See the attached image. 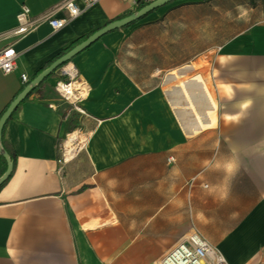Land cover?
<instances>
[{
    "label": "crops",
    "instance_id": "1",
    "mask_svg": "<svg viewBox=\"0 0 264 264\" xmlns=\"http://www.w3.org/2000/svg\"><path fill=\"white\" fill-rule=\"evenodd\" d=\"M64 1L0 0V48L14 44L18 52L14 71L0 69V117L29 83L23 73L32 80L79 38L141 2L99 0L55 30L49 20L68 14ZM223 1L178 5L169 14L183 13L185 24H159L160 8L134 23L149 31L144 55L121 54L133 34L129 26L79 53L72 61L90 86L86 114L60 98L56 71L30 92L3 130L16 163L0 189V264H159L194 230L223 252V264H264V176L255 172L258 162L235 151L234 136L221 130L234 126L229 117L239 112L188 133L184 102L174 104L159 81L175 72L210 76L208 67L197 68L207 51L229 57L257 43L264 48V0L258 2L259 20L219 46L197 51L171 39L175 28L186 38L203 34L197 23L210 24L213 15L206 9ZM24 4L33 24L17 35ZM259 86L264 91V83ZM260 90L263 97L253 107L264 112ZM77 127L92 133L89 144L60 172L57 142Z\"/></svg>",
    "mask_w": 264,
    "mask_h": 264
},
{
    "label": "rangeland",
    "instance_id": "2",
    "mask_svg": "<svg viewBox=\"0 0 264 264\" xmlns=\"http://www.w3.org/2000/svg\"><path fill=\"white\" fill-rule=\"evenodd\" d=\"M185 1L189 0H179L161 7L158 14L160 15L159 17L163 15L164 17L159 24L177 25L189 23L185 20L186 17L183 13L174 12L169 14L178 5L184 4ZM258 2L259 0L214 2L213 8L206 9V15H213V21L208 25H203V28H201V23H197L198 31L205 29V31H202L203 34L198 32L196 39L186 38L183 34H179L175 28V31L170 33L171 39H176L178 45L181 46H195L197 51L200 49L204 50L202 49L204 46H219L229 40L230 37L235 36L239 31L259 20L260 10ZM196 18L200 20L201 16ZM136 25L132 24L129 26L130 28L132 27L131 32L133 34L125 39L121 47V54L123 55L145 54L144 43L147 37L146 33H149V31L145 32V30H141ZM150 34L160 36L161 32L154 31L150 32ZM179 35H181V38H178ZM261 45L257 43L252 50L230 54L229 57H226L228 54L224 51L219 52L217 49L211 52L207 51V57H204V61L197 65L198 69L208 67V75L210 76L204 77V80L217 104L216 121L227 119V112H239L236 113L235 118L229 117L235 120L234 126L222 128L221 130L234 136L235 142L233 146L235 151L243 154L250 162L254 160L258 162L256 165L259 167L255 169L257 176H264V119L261 117L264 116V112L253 107L263 97L261 93L258 94V91L262 88L259 85L264 83V48ZM216 56H218L217 59ZM244 72L248 73V77L244 75ZM165 76L164 74L159 81L169 92L174 88H178L182 81L191 78L189 75L183 74L179 78L168 80ZM258 87L259 90L255 91ZM260 92L263 93L264 91L260 90ZM182 103L184 105L180 106V109L188 111V116L193 119L194 114L196 115L194 106L189 105L186 99ZM243 103V109L241 110L240 107H242L241 104Z\"/></svg>",
    "mask_w": 264,
    "mask_h": 264
},
{
    "label": "built area",
    "instance_id": "3",
    "mask_svg": "<svg viewBox=\"0 0 264 264\" xmlns=\"http://www.w3.org/2000/svg\"><path fill=\"white\" fill-rule=\"evenodd\" d=\"M82 7L78 0H65L61 8L68 14L63 17H52L50 25L55 30L64 28L68 23L77 18L88 8L93 7L99 0H82ZM150 3L154 0H140ZM31 9L27 4L22 5L18 14V26L15 29L17 35H24L29 32L33 21L30 17ZM18 52L14 44H9L0 48V69L6 73L15 70ZM58 81L55 85L60 98L67 102L70 107L81 113L86 114L83 103L88 98L90 86L80 79V70L71 60L62 65L57 71ZM22 79L26 83L31 78L27 73L22 74ZM92 133L77 127L57 142L59 171H63L65 165L74 160L82 151L87 148ZM174 157H169L168 161L173 162ZM226 257L223 252L213 245L199 230H194L187 234L185 239L180 241L169 253H167L159 264H223Z\"/></svg>",
    "mask_w": 264,
    "mask_h": 264
},
{
    "label": "water",
    "instance_id": "4",
    "mask_svg": "<svg viewBox=\"0 0 264 264\" xmlns=\"http://www.w3.org/2000/svg\"><path fill=\"white\" fill-rule=\"evenodd\" d=\"M175 1L178 0H154L124 17L110 21L106 25L93 31L85 40L76 44L68 52L54 60L47 68L38 73L37 76L25 86V88L11 101L0 117V154L4 156L7 162V168L0 176V187L10 178L14 170V162L11 158V154L5 148L3 143V130L8 120L12 117L19 105L28 97L30 92L39 86L45 79L51 76L55 71H57L62 65L73 60L79 53L86 50L104 35L116 29L126 27L142 19L144 16L156 9Z\"/></svg>",
    "mask_w": 264,
    "mask_h": 264
},
{
    "label": "bare ground",
    "instance_id": "5",
    "mask_svg": "<svg viewBox=\"0 0 264 264\" xmlns=\"http://www.w3.org/2000/svg\"><path fill=\"white\" fill-rule=\"evenodd\" d=\"M179 72L173 73L171 78L179 77ZM186 96L188 104L194 106L196 111L195 121L190 119L188 111H185L184 119L186 130L188 133H197L201 129L211 127L216 124V108L217 104L209 92L204 78L197 74L196 76L182 81L178 88L171 91V100L174 104L182 103V98Z\"/></svg>",
    "mask_w": 264,
    "mask_h": 264
},
{
    "label": "trees",
    "instance_id": "6",
    "mask_svg": "<svg viewBox=\"0 0 264 264\" xmlns=\"http://www.w3.org/2000/svg\"><path fill=\"white\" fill-rule=\"evenodd\" d=\"M147 3H144V2H140L139 4H138V6H137V8H136V10H138V9H140V8H142L144 5H146ZM170 4V3H169ZM157 10V9H156ZM155 10V11H156ZM154 12V11H153ZM150 14V13H149ZM147 16V15H146ZM145 17V16H144ZM143 17V18H144ZM141 20V19H140ZM140 20H138V21H140ZM138 21H136V22H138ZM136 22H134V23H136ZM134 23H132V24H134ZM132 24H130V25H128V26H131ZM128 26H126V27H128ZM89 35H85V36H83V37H81V38H79L75 43H73L72 45H71V47H69L67 50H65L63 53H61V54H59L58 56H56L55 57V59L54 60H56L57 58H59L60 56H62L63 54H65L66 52H68L71 48H73L76 44H78V43H80V42H82L83 40H85L87 37H88ZM11 158H12V160H13V162H14V166H15V163H16V155L15 154H11ZM0 160H1V167H0V176L5 172V170H6V168H7V162H6V159L4 158V156L3 155H1L0 154ZM3 186V185H2ZM2 186L0 187V189L2 188Z\"/></svg>",
    "mask_w": 264,
    "mask_h": 264
}]
</instances>
